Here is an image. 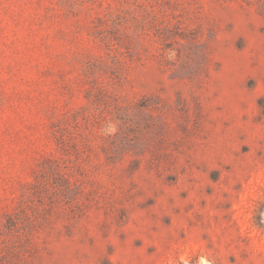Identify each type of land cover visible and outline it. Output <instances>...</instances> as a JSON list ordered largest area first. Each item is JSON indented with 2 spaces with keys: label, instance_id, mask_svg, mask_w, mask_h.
I'll return each mask as SVG.
<instances>
[{
  "label": "rangeland",
  "instance_id": "rangeland-1",
  "mask_svg": "<svg viewBox=\"0 0 264 264\" xmlns=\"http://www.w3.org/2000/svg\"><path fill=\"white\" fill-rule=\"evenodd\" d=\"M0 264H264V0H0Z\"/></svg>",
  "mask_w": 264,
  "mask_h": 264
},
{
  "label": "trees",
  "instance_id": "trees-1",
  "mask_svg": "<svg viewBox=\"0 0 264 264\" xmlns=\"http://www.w3.org/2000/svg\"><path fill=\"white\" fill-rule=\"evenodd\" d=\"M58 170H59L58 165L54 164L53 166H51L50 168H48L47 171L42 172L41 174H39L38 176H36L35 182L33 184V192H32V194L40 197L41 196V193L42 192H45L46 191V188H47L46 187L47 175L48 174L54 175V174L58 173ZM59 177L62 180H64L65 183H69V181H70V177L68 175H66V174L65 175H61L60 174ZM64 185H66V184H64ZM62 186L63 185L58 184V187H55V190L54 191L60 192L61 191V188L60 187H62ZM56 201H57L56 199H53V200L50 201V204L53 205L54 203H56ZM22 208L23 207H21L19 209V211L14 216L7 217L6 223H5V226H4L6 229H9L10 227L14 226L15 224H17L18 220L21 219V217L24 214V211H23Z\"/></svg>",
  "mask_w": 264,
  "mask_h": 264
}]
</instances>
